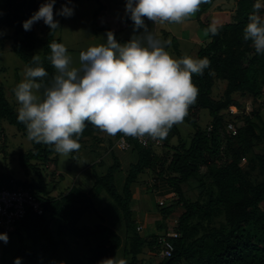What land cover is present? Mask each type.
Wrapping results in <instances>:
<instances>
[{"label":"trees","instance_id":"trees-1","mask_svg":"<svg viewBox=\"0 0 264 264\" xmlns=\"http://www.w3.org/2000/svg\"><path fill=\"white\" fill-rule=\"evenodd\" d=\"M215 1L201 6L196 14L199 21ZM46 2L0 0V39L12 41V50L27 67L35 66L33 55L45 58L42 66L49 73L45 83L54 73L46 59L51 54L48 45L52 41L61 43L56 36L59 28L52 31L41 20L25 30L23 23ZM60 2L56 0L53 7L59 25ZM256 2L236 0L233 21L223 24L218 35L209 34L200 46L196 58L207 57L211 64L203 75L193 74L199 95L183 122L193 127L187 138L182 123L173 126L160 146L144 145L131 138V148L120 151L116 140L122 133L107 138L86 121L79 142L81 148L98 152L90 170L93 182L89 189L74 184L58 195L53 193L63 175L57 170L54 146L31 141L30 149L20 153V166L29 178H17L0 166V189L29 190L44 204L43 214L29 211L8 234L13 242L5 245V250H12L7 257L3 255L5 264H15L17 258L19 264H105L121 259L126 264H264V54H258L251 41L243 39V29ZM103 9L101 4L95 11V24ZM130 19L127 13L125 20ZM208 26L202 23L205 29ZM99 29L111 31L107 25ZM160 34L169 42L166 49L173 46V51L182 56L177 39L170 38L167 30ZM219 80L226 81V88L216 99L213 88ZM237 93L250 96L257 107L233 121L238 132L232 134L223 111L230 107L244 109L234 98ZM203 109L212 116L205 125L200 124ZM17 116L0 82V139L6 140L1 126L4 121L27 137L26 126ZM173 137H178L180 144L171 146ZM123 152L132 153L133 160ZM243 159H249L251 167L259 170L257 177H251V172L241 166ZM149 172L156 176L157 191L161 189L158 193L168 189L175 196L169 198V204L157 202L160 217L152 231L145 233L144 224L136 216L140 199L133 186ZM196 191L198 195L193 197ZM101 198L107 199L106 210ZM177 206H181V212L175 211ZM171 217L177 223L169 228ZM215 217L221 218L218 224H213ZM169 232L178 236H169ZM0 233H5L1 226ZM166 241L173 245L170 256L162 254ZM148 253L153 255V263L147 261Z\"/></svg>","mask_w":264,"mask_h":264},{"label":"clouds","instance_id":"clouds-1","mask_svg":"<svg viewBox=\"0 0 264 264\" xmlns=\"http://www.w3.org/2000/svg\"><path fill=\"white\" fill-rule=\"evenodd\" d=\"M55 2L42 4L24 21V29L31 30L41 20L52 31L59 28L54 19ZM209 3L211 0H127L126 11L144 33L120 43L108 31L106 43L81 51L78 62L64 44L50 42L51 54L46 59L54 69L51 79L45 83L49 75L42 66L45 58L35 54V66L25 68L24 79L13 90L19 105L17 119L25 124L28 139L54 146L55 152L67 156L81 148L79 140L86 121L113 137L122 133L141 141L166 139L197 101L199 89L193 74L203 75L211 61L188 55L175 58L166 50L169 42L161 38L157 28L148 30L144 18L155 26L183 24ZM262 10L264 3L257 0L243 29V39L251 41L258 54H264ZM58 15L70 17L73 10L65 5ZM222 27L221 21L213 19L204 35H218ZM0 240L7 243V233H0ZM105 264L126 262L107 260Z\"/></svg>","mask_w":264,"mask_h":264},{"label":"rangeland","instance_id":"rangeland-1","mask_svg":"<svg viewBox=\"0 0 264 264\" xmlns=\"http://www.w3.org/2000/svg\"><path fill=\"white\" fill-rule=\"evenodd\" d=\"M109 2H112L114 6L120 3V1L117 0H61L59 3L58 11H60L65 5L73 10V15L70 17L61 15V25L56 33V36L59 37L61 39V43L66 46L68 54L73 57L74 62H78L79 53L81 51H86L89 46L106 43L107 33L104 30L99 29L101 26L107 25L110 27V30L114 33L115 38L120 43H126L130 41L134 35L138 36L144 33L145 29L143 27L136 28L132 19H130V21L125 20V15L123 13H118L116 15L114 14L116 16L115 18H118V21H112V23L107 21L100 22L97 18L96 25L94 21L95 11L99 9L101 4H103L104 7H109ZM124 4L126 5V3ZM218 6L221 8L218 9ZM102 12L103 10L100 12V14H102ZM235 13L236 0H216L212 7L201 16V21H199L195 15L193 18L183 24H165L157 26L156 28L159 34L161 31L167 30L168 32H171L170 38L175 37L177 39L182 56L173 51V46H170L171 48H167L166 50L170 52L172 56L175 58H181L185 55H188L196 58L200 46L205 44V42L209 39V36L204 35L205 28L202 27V23L210 24L213 19H218L222 24H225L233 21ZM144 23L147 25L148 30L155 29L154 23L147 18H144ZM41 28L42 27H39L37 29ZM7 32L10 33L11 31L7 30ZM161 38L163 39V37ZM11 46V40L0 39V82H2L4 85L7 98L15 105L17 109L19 105L15 99L13 90L16 85L24 79L23 73L27 66L24 61L14 53ZM3 68L4 70H2ZM225 88L226 81L219 80L213 88V97L216 99L222 97ZM234 98L238 100L242 106H244V109L230 107L229 109H225L223 111L225 114V119L232 123L234 120L236 121L238 119V116L239 118H242L243 114H250L253 108L257 107L253 103V100L250 96H243L242 94L237 93L234 95ZM260 102L261 100L258 103L262 104ZM211 118L212 116L210 113L203 109L201 111L200 124L205 125V123L209 122ZM1 126L4 129L6 140H3V138L0 139V146H3V148L1 147L3 150H0V166H4V169L6 168L8 172L17 178H29L30 176H28L20 166L19 155L21 152H25L30 149L31 141L22 135L16 126L11 125L6 121H4ZM182 129L184 137L187 138L189 131H192L193 127L187 123H183L181 125V130ZM100 135L106 136L107 138L109 137V135L104 132L100 133ZM178 144H180L178 137H173L171 140V146H176ZM260 148L261 146H259V149ZM97 155L98 152H90L83 148L79 149L77 154L74 152L67 156L58 154L57 170L58 173L63 175V177H59L60 182L58 189L54 191L53 194L58 195L59 192L66 190L74 184L81 186L83 185L85 189H89L93 182V179L90 177V170L92 169L91 165L96 163ZM122 155L133 160V155L130 152H123ZM241 166L251 172V177L254 178L259 175V170L251 167L249 159L248 161L243 159ZM141 180L143 181L136 183L133 186V189L136 193L140 192L142 196L144 195V202L147 204L148 209L150 208L152 210H157V202L161 198L165 199L166 203L170 201L169 198L161 196L158 193L161 191V189L157 191L156 186L158 182L156 180V176L153 173L149 172V174H142ZM192 195L194 197L198 195V192L196 191L195 195ZM106 200V198H101L100 201L103 202L105 206H107L105 210L108 208V202H106ZM112 208L114 207L112 206ZM108 211L111 212L112 209L109 207ZM175 211L181 212V206H177ZM145 213L146 212H140L141 215L139 216V219H142ZM214 220L215 222L213 224H218V221L221 220V218L215 217ZM154 222V218L144 222L146 231L145 233L152 231V225H154ZM176 223L177 219L171 217V219L168 220L169 228L174 227ZM10 240L12 241V239L9 238L8 242ZM8 242L5 243L3 240H0V264H5L2 259L3 255L6 254L5 257H7L12 252L10 247L5 250V245L8 244ZM147 256L149 257L147 261L153 263V255L148 253L146 257Z\"/></svg>","mask_w":264,"mask_h":264},{"label":"built area","instance_id":"built-area-1","mask_svg":"<svg viewBox=\"0 0 264 264\" xmlns=\"http://www.w3.org/2000/svg\"><path fill=\"white\" fill-rule=\"evenodd\" d=\"M157 26H155L156 28ZM212 127L210 126L209 129ZM228 130L232 134H236L238 132V128L232 122L228 124ZM131 138L129 136H121L116 140V147L120 151H127L131 148ZM137 139V138H134ZM144 145H149L153 143L155 146L162 145V141H153L151 139H147L145 141H141L137 139ZM175 196V193H170L165 196L166 198H172ZM160 205L165 204V199L161 198L158 200ZM29 211H33L37 214H43L44 212V204L41 200H39L33 193L29 190H24L22 188H2L0 189V226L4 229V232L10 234L17 222L22 220ZM169 236L176 237L178 234L176 232H169ZM166 248L163 250L164 256H170L173 245L170 242H165Z\"/></svg>","mask_w":264,"mask_h":264},{"label":"crops","instance_id":"crops-1","mask_svg":"<svg viewBox=\"0 0 264 264\" xmlns=\"http://www.w3.org/2000/svg\"><path fill=\"white\" fill-rule=\"evenodd\" d=\"M117 1H120V3L117 4V5H115V6L113 5V3H112L113 1H112V2H109V4H110L109 7H104L102 14H99V16H98V20L100 22L107 21V22L112 23V21H118V18L117 19L115 18L116 17L115 16L116 14L123 13L124 15H126V13H128L126 11V5L124 4V3H127V2H125L127 0H117ZM107 8H110V9H107ZM105 10H106V12H105ZM106 13H107V15H106ZM160 36L162 37V34H160ZM159 194L161 196H167L170 193H168V189H167L165 192H162V193H159ZM143 196H142V194L140 192L139 193H136V197H138V200L140 199L138 201L139 202L138 203L139 205L137 204V208H138L137 210H138V212H137L136 216H137V219H138L139 216L141 215L140 212H142V213L143 212H146L145 215L142 217V219H140L141 220L140 223H143L144 224V222H146V220H151L153 218H154V220L159 219L160 214H159L158 210H152L150 208L148 209L147 204L144 202L145 201V198Z\"/></svg>","mask_w":264,"mask_h":264}]
</instances>
